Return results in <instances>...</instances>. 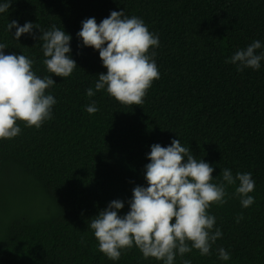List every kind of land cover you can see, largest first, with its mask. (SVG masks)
<instances>
[{"label":"trees","instance_id":"16d2710c","mask_svg":"<svg viewBox=\"0 0 264 264\" xmlns=\"http://www.w3.org/2000/svg\"><path fill=\"white\" fill-rule=\"evenodd\" d=\"M112 11L141 18L159 37L151 51L160 78L140 106L122 105L106 89L87 96L107 69L77 34L84 20L100 23ZM11 21L38 28L18 41ZM53 25L72 36L78 66L67 78L42 62L40 29ZM255 40L264 54V0H14L0 13V43L5 54L33 59L41 78L53 76L46 94L57 103L41 128L18 122L21 134L0 140V264H163L136 247L108 259L89 224L113 200L125 203L120 215L130 210L134 187L147 186L151 146L173 139L215 168L213 182L224 168L255 181L250 207L235 195L237 182L227 186L226 204L209 209L223 233L211 255L193 249L174 264H264V60L243 72L225 62ZM93 102L99 111L89 114ZM221 247L229 260L219 259Z\"/></svg>","mask_w":264,"mask_h":264},{"label":"clouds","instance_id":"9594fccd","mask_svg":"<svg viewBox=\"0 0 264 264\" xmlns=\"http://www.w3.org/2000/svg\"><path fill=\"white\" fill-rule=\"evenodd\" d=\"M14 0H2L0 13L8 12ZM31 22L20 26L11 21L7 29L16 28L15 39L24 34H33ZM42 61L49 73L67 78L72 75L77 62L71 56L72 36L52 26L42 31ZM83 45L99 52L106 74L100 73L95 90L87 89V96H95L105 90L122 105L140 106L148 90L160 78L159 68L151 51L159 47V37L149 31L145 22L136 16L128 17L125 11H112L110 16L97 23L95 18L82 22L78 32ZM262 47L259 40L246 49L237 50L226 63L259 70L264 54L257 55ZM8 46L0 43V140H9L21 134L18 122L26 127L39 129L53 118L56 98L46 94L56 84L53 76L41 78L33 71L35 61L24 54H5ZM89 114L99 111L95 102L86 106ZM186 158V159H185ZM145 179L147 186L137 185L128 201L130 210L120 215L125 207L122 200H113L105 210L91 219L89 227L98 241V250L108 259L118 261L122 252L136 247L145 259L154 258L163 264H174L177 254L183 257L193 249L200 255H211L212 246L222 238L221 229L216 228V217L209 214L212 205L223 206L229 196L226 188L237 185L235 195L241 205L248 208L255 198L249 195L255 190L251 173L233 175L231 169L221 172L222 182L214 181L215 168L198 160L189 147L180 139H173L167 147L159 143L151 146L148 154ZM243 214L236 222L243 220ZM219 259L227 261L230 253L218 249ZM182 264H192L182 260Z\"/></svg>","mask_w":264,"mask_h":264}]
</instances>
